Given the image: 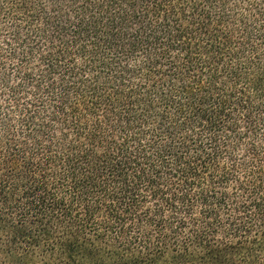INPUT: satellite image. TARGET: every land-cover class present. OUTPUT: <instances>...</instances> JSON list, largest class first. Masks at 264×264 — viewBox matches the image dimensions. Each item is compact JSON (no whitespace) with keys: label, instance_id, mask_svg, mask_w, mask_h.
<instances>
[{"label":"trees","instance_id":"16d2710c","mask_svg":"<svg viewBox=\"0 0 264 264\" xmlns=\"http://www.w3.org/2000/svg\"><path fill=\"white\" fill-rule=\"evenodd\" d=\"M0 264H264V0H0Z\"/></svg>","mask_w":264,"mask_h":264}]
</instances>
